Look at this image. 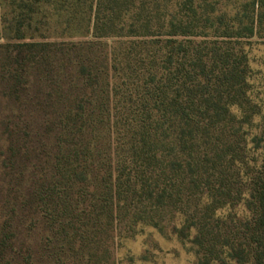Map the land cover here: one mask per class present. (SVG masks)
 I'll return each instance as SVG.
<instances>
[{"label":"trees","instance_id":"1","mask_svg":"<svg viewBox=\"0 0 264 264\" xmlns=\"http://www.w3.org/2000/svg\"><path fill=\"white\" fill-rule=\"evenodd\" d=\"M247 3L229 16L209 0H11L0 264H115L122 233L164 221L194 232L201 264H264V123L249 148L231 111L248 61L219 42L264 37V0ZM50 6L70 33L27 37ZM233 203L250 217L217 216Z\"/></svg>","mask_w":264,"mask_h":264},{"label":"rangeland","instance_id":"2","mask_svg":"<svg viewBox=\"0 0 264 264\" xmlns=\"http://www.w3.org/2000/svg\"><path fill=\"white\" fill-rule=\"evenodd\" d=\"M214 4V8L219 13H226L229 16L241 9L244 12V5L249 0H209ZM252 10V7L249 8ZM249 10V11H250ZM12 12L11 0H0V45L7 43H15L20 41H11L3 34V16H7ZM44 14L48 18H44ZM63 14L55 10V6L45 7L40 14L35 16L32 27L27 29V37H38L43 35L51 41L61 40L70 32L67 26L62 24ZM211 42L213 39H209ZM224 40V39H222ZM219 40L222 47H235L236 51H241L248 61V78H247V97L241 99L237 105L231 107V111L238 118L244 120V130L246 132L249 148L253 147L251 142L261 133L264 123V37L257 35L250 39H234ZM112 48L115 49L119 43L112 41ZM6 55L0 54V70L3 68V60ZM4 83L0 79V165L3 159L8 156L10 141L7 129L6 118L10 115V111L16 109V106L5 99L3 93ZM10 120V119H9ZM7 120V121H9ZM261 151L255 153V158L261 160ZM2 173V171H1ZM0 173V226L8 218L6 214V206L9 203L8 194L10 191L9 178L2 179ZM233 206V207H231ZM246 203H233L228 207L218 210L217 216L222 217L223 221H245L250 217ZM176 230L173 228L171 221H164L158 228L151 226H139L136 234L122 233L117 241L115 264H201L197 248L192 244L194 232L191 236L184 238L181 230L182 226L177 222ZM232 225V224H230ZM42 234L37 233L31 239L33 246L41 238ZM214 264H222L215 262ZM235 264V263H234Z\"/></svg>","mask_w":264,"mask_h":264}]
</instances>
